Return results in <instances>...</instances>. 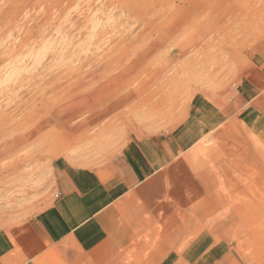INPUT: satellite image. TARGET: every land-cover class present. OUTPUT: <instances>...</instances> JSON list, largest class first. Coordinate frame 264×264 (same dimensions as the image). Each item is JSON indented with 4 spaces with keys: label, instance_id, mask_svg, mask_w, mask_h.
Wrapping results in <instances>:
<instances>
[{
    "label": "rangeland",
    "instance_id": "rangeland-1",
    "mask_svg": "<svg viewBox=\"0 0 264 264\" xmlns=\"http://www.w3.org/2000/svg\"><path fill=\"white\" fill-rule=\"evenodd\" d=\"M104 56L123 58L74 88ZM152 136L232 215L213 250L165 264H264V0H0V224L53 200L59 159Z\"/></svg>",
    "mask_w": 264,
    "mask_h": 264
},
{
    "label": "crops",
    "instance_id": "crops-1",
    "mask_svg": "<svg viewBox=\"0 0 264 264\" xmlns=\"http://www.w3.org/2000/svg\"><path fill=\"white\" fill-rule=\"evenodd\" d=\"M54 172L49 204L0 224V264H165L166 255L177 254L191 260L213 250L216 231L230 227L231 212L216 216L206 180L165 137H129L94 165L59 159Z\"/></svg>",
    "mask_w": 264,
    "mask_h": 264
},
{
    "label": "bare ground",
    "instance_id": "bare-ground-1",
    "mask_svg": "<svg viewBox=\"0 0 264 264\" xmlns=\"http://www.w3.org/2000/svg\"><path fill=\"white\" fill-rule=\"evenodd\" d=\"M48 15V14H47ZM46 17V16H44ZM43 19V18H42ZM46 20V19H45ZM121 58H123L122 56L121 57H118V56H115L114 58L110 59V56L109 57H103V62L102 63H98L95 65V67L88 71V72H85V74L83 73L82 75H77V79L75 80V83L73 85L74 88H80V87H83L85 86L88 82L87 80H85L86 77H89L92 81H98L102 78H104V75L110 70V68L112 67V65L115 63V62H119L122 60ZM123 70L120 72L122 74ZM70 75V73H68L66 76ZM128 78V77H127ZM122 80H120L119 83H122L121 82ZM130 80H127L124 81L123 83H126L127 85L130 83L129 82ZM146 83V82H145ZM117 85H120V84H117ZM116 85V86H117ZM144 83H140L138 85V88L136 89L139 93H142L143 91V88H144ZM213 85V84H212ZM115 86V87H116ZM72 87V88H73ZM121 87V86H120ZM72 90V89H71ZM141 91V92H140ZM114 96V95H113ZM63 135L62 134H59L57 136H54V139L51 140L52 144L54 145L55 144V141L56 140H59L60 138H62ZM19 141V140H18Z\"/></svg>",
    "mask_w": 264,
    "mask_h": 264
}]
</instances>
